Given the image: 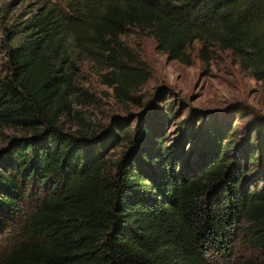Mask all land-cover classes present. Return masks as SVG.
Wrapping results in <instances>:
<instances>
[{"label":"trees","instance_id":"16d2710c","mask_svg":"<svg viewBox=\"0 0 264 264\" xmlns=\"http://www.w3.org/2000/svg\"><path fill=\"white\" fill-rule=\"evenodd\" d=\"M21 25L6 31L0 79V136L19 132L0 148V264H212L234 245L264 252V118L240 138L184 121L171 142L169 102L117 133L59 126L71 53L110 69L120 105L135 102L148 75L120 40L129 32L184 65L194 43L203 64L227 51L264 79V0H67ZM119 137L126 148L112 159Z\"/></svg>","mask_w":264,"mask_h":264},{"label":"rangeland","instance_id":"374dc122","mask_svg":"<svg viewBox=\"0 0 264 264\" xmlns=\"http://www.w3.org/2000/svg\"><path fill=\"white\" fill-rule=\"evenodd\" d=\"M66 3L67 0H0V79L7 73L6 50L12 40L6 31L14 25L20 28L39 8H52L59 13ZM120 40L148 75L135 94V102L120 105L108 85L110 69L71 53L65 64L72 85L68 96L71 112L62 113L59 119L64 133L85 132L86 126L96 131L110 127L116 133L117 125L128 124L132 129L138 115L153 107L163 110L168 102L174 116L165 132L168 142L184 121L231 129L240 138L252 118H264V79L257 80L249 70L241 69L229 52L212 49L209 63L203 64L196 58L198 44L194 43L188 50L190 64L184 65L168 60L151 38L129 32ZM17 137V131L3 130L0 148ZM187 146L186 151L190 144ZM125 148L126 142L119 137L118 145L109 146L107 154L115 159ZM5 244L6 241H0V246ZM208 258L212 264H264V252L240 245L220 254L212 253Z\"/></svg>","mask_w":264,"mask_h":264}]
</instances>
